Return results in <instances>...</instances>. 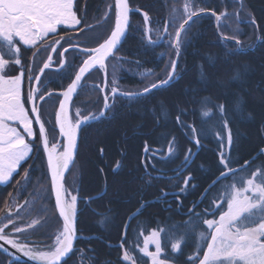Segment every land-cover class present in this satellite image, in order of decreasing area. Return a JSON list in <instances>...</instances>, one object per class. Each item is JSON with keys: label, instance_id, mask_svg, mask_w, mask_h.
Listing matches in <instances>:
<instances>
[{"label": "trees", "instance_id": "1", "mask_svg": "<svg viewBox=\"0 0 264 264\" xmlns=\"http://www.w3.org/2000/svg\"><path fill=\"white\" fill-rule=\"evenodd\" d=\"M128 1L130 26L125 41L106 63L104 92L109 108L101 119L81 127L76 162L65 181L68 197H78V239L76 251L67 264H126L122 259L125 249L139 264H151L138 251L143 246L141 232L147 235L152 230L165 229L175 230L179 235L189 220L197 232H207L203 218H218L220 211L226 210V202L221 209H216L213 203L220 201L223 187L232 183L231 174L220 176L224 171L221 151L230 166L240 170L238 175L250 176L253 171L264 169V0H192L195 8L207 11L194 17L195 23L190 22V27L186 26L178 57L171 45L183 20L185 0ZM74 5L82 21L77 27L85 28L84 33H78V41L77 30L60 26L58 34L49 35L42 44L48 47L35 57L36 49L19 45L25 72L24 94L27 86L28 91L31 86L27 69L31 65L33 77L38 73L35 68L41 63H37L39 55L43 58L52 53L53 63L59 67L58 52L69 43L94 47L110 34L115 19L114 0H74ZM174 8L175 22L165 34L164 25L171 20ZM211 11L224 15L217 21ZM142 12L150 17L148 27L155 44H150L144 34ZM253 19L255 24L251 22ZM87 25H92V29ZM67 34L73 39L69 40ZM60 36L65 37L61 41L63 47L57 46L58 51L53 53L50 45ZM236 39L240 40L239 46ZM70 49L65 53L64 69L49 70L41 77L45 119L51 126L60 98L58 93L67 88L85 58ZM174 59L176 75L167 86L133 99L121 95L110 97L113 87L118 94L139 93L151 83L166 79ZM14 66H9L6 75L19 74L20 67ZM102 87L100 71L82 82L71 105L73 121L99 115L103 108ZM221 104L225 106L223 115L219 111ZM205 112L209 115L205 116ZM177 115L183 126L177 123ZM225 120L229 122L228 129L224 128ZM189 125L196 129L199 145ZM229 130L233 141L230 148ZM170 142L175 146L171 156L168 155ZM189 150L191 155L186 161ZM41 171L38 170L43 173L38 176L39 184L34 181L37 175L33 169L29 170L30 183L26 185L18 186L16 177L14 183L0 185V212L6 202L10 201L13 207L22 201L21 209L11 217L17 226H26L33 219L41 223L15 236L30 247L47 250L53 246L61 223L54 209L46 168L43 166ZM189 176V185L182 191ZM218 178H221L219 182L212 185ZM43 180L45 185H41ZM193 206L194 212L190 213ZM196 214H200V219ZM0 222L6 220L0 217ZM6 231L11 233L12 226ZM162 237L161 258L166 256L169 264H195L206 246L189 239L180 252L172 253V240L167 232ZM150 251H154L153 246ZM190 256L192 260L188 259ZM0 264L23 263L0 254Z\"/></svg>", "mask_w": 264, "mask_h": 264}, {"label": "snow or ice", "instance_id": "2", "mask_svg": "<svg viewBox=\"0 0 264 264\" xmlns=\"http://www.w3.org/2000/svg\"><path fill=\"white\" fill-rule=\"evenodd\" d=\"M242 6V5H241ZM74 0H0V183H7L23 162L28 161L33 153V145L29 142L34 137V124L39 125V141L42 146L43 155L46 157L47 172L51 177V194L55 198V210L62 220V230L55 236V243L47 250H41L36 247H30L28 243L18 239L15 234L24 233L27 230L38 226L41 221L38 219L31 220L26 226H17L16 220L12 219L9 213L0 222V241L3 244L14 249L16 253L27 257L37 264H67L68 259L76 251L74 241L76 239L75 217L77 215L78 197L71 195L68 199V193L64 186L65 172L69 170L73 161L74 150L77 146V134L79 128L87 123L90 119H98L96 116H85L82 119L77 118L75 121L70 117L68 106L77 93L82 80L86 74L93 69L99 68L107 73L106 61L110 57H114L118 46L122 44L123 38L130 26L129 14L130 7L128 0H114V26L110 30V34L97 46H82L80 43H69L68 47H63L61 41L65 39L60 36L56 39L51 47V52H57L59 47H63V51L58 52L59 66L57 71L67 66L65 53L69 48L78 49L79 53L84 55L82 64L75 71L74 78L67 85V88L60 93L63 97L59 101V107L55 112V125L58 128L62 143L49 144L45 125L41 121L42 105L37 104V100L44 101L45 95L41 92V77L46 69L52 67L53 56L48 53L47 60L43 63V67L33 77L32 67L29 65L28 80L30 89L28 93V103L32 105L31 113L26 111L25 103L22 101V83L25 77L24 67L21 62L19 45L28 48H34L33 57L39 53V46L45 42L49 34H58V26L63 25L65 28L77 30L75 39L79 40L78 33H84L85 28L77 26L82 24L77 12L74 10ZM140 11V9H136ZM176 9L171 13V20L164 25V33L168 34L171 23L175 22ZM207 11L206 8H195L192 0H185L183 5V20L179 27L175 30V37L172 40V47L176 50L177 57L181 48L182 33L187 32L186 26L190 27V22L195 23L194 17H198L200 13ZM145 25V36L149 37V43L155 44L156 41L150 37L151 29L150 17L147 12H142ZM211 15L220 21L222 15L215 11H211ZM104 19H108L105 16ZM252 24L256 21L253 19ZM89 30L92 25L86 26ZM69 40L73 37L70 34ZM163 37H160L162 39ZM225 40L228 37H224ZM236 45H240V40L236 39ZM6 50V51H5ZM239 50L238 48L236 49ZM10 55L11 58H6ZM10 65L20 67L18 75H6ZM177 60L171 61V69L167 72V78L157 80L154 83L143 88L142 92L129 93L121 92L119 95L126 96L129 99L139 97L151 93L153 90L167 86L176 75ZM239 75V74H237ZM33 80L35 83H33ZM115 84V80H113ZM104 91V89H101ZM113 99L117 95V88H112ZM49 96L52 93H48ZM109 108L108 96L105 94L104 110L100 116H105ZM219 111L223 115L225 106L219 105ZM30 115L35 120L30 119ZM79 112L77 116L79 117ZM205 116L209 113L205 112ZM177 123L183 126L180 115L176 117ZM229 122L225 120L224 128L228 129ZM192 135L195 143L199 145L200 141L194 127ZM19 129H22L21 132ZM231 131L228 132L227 143L229 148L232 145ZM62 147V151L60 150ZM223 147V145H221ZM175 146L173 142L169 143L168 155L171 156ZM189 154L185 156V160L189 159ZM220 163L224 166V171L220 173L221 177L232 175V183L227 184L221 190V199L219 202L213 201L216 209H221L226 202V210L220 211L218 218H203L204 230L196 231L191 220L185 222V231L179 235L175 230H152L143 237V246L138 247L139 253L143 257H147L151 264H169L168 258L164 254L162 245V233L167 232L172 240L171 251L178 253L182 249V245L189 239L199 245L201 242L206 244L203 248L202 258H199L198 264H264V169L253 171L250 176L238 175L240 170L232 168L229 159L225 157L223 151L220 153ZM247 163V162H245ZM31 167V166H30ZM191 176L185 178L184 185L186 190L189 185ZM219 182V178L215 183ZM18 186L30 183L29 169H24L20 180L16 181ZM205 192V195L207 194ZM11 195V194H10ZM164 195H167L165 193ZM145 205H141L143 208ZM195 206L189 209L190 213L194 212ZM139 211V209H138ZM200 219V214H196ZM12 226V232L6 233L5 229ZM123 247V245H121ZM150 246H154V251H150ZM199 252L200 249L197 248ZM11 256V253H8ZM126 264H139V261L133 257L128 249H125L122 255ZM192 260L193 257H188Z\"/></svg>", "mask_w": 264, "mask_h": 264}, {"label": "flooded vegetation", "instance_id": "3", "mask_svg": "<svg viewBox=\"0 0 264 264\" xmlns=\"http://www.w3.org/2000/svg\"><path fill=\"white\" fill-rule=\"evenodd\" d=\"M70 49V48H69ZM70 50H74L73 48H71ZM75 51V50H74ZM77 51V50H76ZM78 52V51H77ZM79 53V52H78ZM110 60V59H109ZM108 60V61H109ZM107 61V62H108ZM82 64V63H81ZM60 68V66L58 67V66H56V69L54 70V69H52V70H54V71H57V69H59ZM78 70V69H77ZM47 69L45 70V72H44V74H42V75H45V73H47ZM98 71H100V72H103V76L105 75V72L104 71H102V70H97V71H95V72H98ZM95 72H93V73H91L89 76H91L92 74H94ZM88 76V77H89ZM87 78V77H86ZM85 78V79H86ZM105 78H106V76H105ZM84 79V80H85ZM103 81H104V77H103ZM103 84H104V82H103ZM106 86V85H105ZM28 87L29 86H27V88H26V90H25V94H24V91H23V83H22V97L24 98V103H25V96H27V99H28V93H29V91H28ZM102 89H103V87H102ZM104 89H105V87H104ZM60 93H58V96L60 97V95H59ZM101 94H102V97H103V108H102V110L101 111H103V109H104V98H105V92L103 91V93H102V91H101ZM111 94L112 93H110V97L112 98V96H111ZM75 99V98H74ZM59 101H60V98H59ZM59 101H58V103H59ZM42 102L43 101H39V100H37V104L38 105H42V109H41V121L44 123V125H45V130H46V133H47V138H48V140H49V144H50V146H51V144H53V143H57V144H60V143H62V139H60L59 140V134H58V132H57V129H56V125H55V112H56V109H57V106H58V103H57V105H56V107H55V112H54V119H53V125L51 126V125H48V123L46 122V115H45V106H43V104H42ZM73 102H74V100H73ZM73 102H72V104H73ZM30 103H28V101H27V104L25 105V108H26V111H28L29 113H31V111H30ZM71 108H72V106H71ZM101 111H100V113H101ZM70 113H71V110H70ZM99 113V114H100ZM71 117V116H70ZM30 119H33L32 118V116L30 115ZM81 129V128H80ZM21 132L23 131L22 129H19ZM34 139L32 140V141H29L32 145H33V153L31 154V158L28 160V161H26V162H23L22 164H21V166L19 167V169H18V171H17V173H15L14 175H13V177L7 182V183H0V185H7L8 183H14V179H15V177L16 178H18V179H16V180H20L21 179V177H22V175H23V172H24V169H26V168H28L29 170H33V169H35V174L37 175V176H35L36 178V180H34L35 181V183L36 184H39L37 181H38V176L40 177V176H43V173H39L38 172V170H42L41 172H43V166L46 168V171H47V162H46V157L43 155V150H42V146H40V141H39V132H38V130H37V127H36V125L34 124ZM80 131V130H79ZM80 138V137H79ZM79 138H78V148H79ZM78 148H77V153H78ZM61 151H62V147H61V149H60ZM77 153H76V156H75V160H74V163H73V165H72V167H71V169H70V171L72 170V168H73V166H74V164H75V162H76V158H77ZM31 166V167H30ZM70 171H69V173H70ZM69 173L67 174V176H66V178L68 177V175H69ZM180 174V173H179ZM47 176H48V179H49V175H48V172H47ZM66 178H65V180H64V186H65V181H66ZM15 180V181H16ZM49 183H50V180H49ZM41 185H45V182H44V180L42 181V183H41ZM211 187V186H210ZM51 189V188H50ZM9 196H10V194H8ZM68 199H70L71 197H67ZM95 199V198H94ZM23 205H22V201L21 202H17V203H15V205L12 207L11 206V203H10V201H8V202H6V204H4V207H3V212H0V217H6L9 213H11L12 214V216L14 215V213H16L18 210H20L21 209V207H22ZM78 206V205H77ZM186 215H187V213H186ZM61 230H62V225H61ZM77 230V229H76ZM5 232L6 233H9V232H7L6 231V229H5ZM78 236V235H77ZM206 247V246H205ZM199 258H202V254L200 255V257ZM198 263V261L195 263V264H197Z\"/></svg>", "mask_w": 264, "mask_h": 264}, {"label": "water", "instance_id": "4", "mask_svg": "<svg viewBox=\"0 0 264 264\" xmlns=\"http://www.w3.org/2000/svg\"><path fill=\"white\" fill-rule=\"evenodd\" d=\"M238 1H241V0H238ZM128 3H129V1H128ZM129 7H130V6H129ZM129 21H130V14H129ZM128 29H129V28H128ZM127 32H128V30H127ZM127 32H126V35H127ZM126 35H125V37L123 38L122 44H121L120 46H118V50H119V48L123 45V43H124V41H125V38H126ZM74 50H77V51H78V49H74ZM78 52H79V51H78ZM116 52H117V51H116ZM110 58H111V57H110ZM110 58H109V59H110ZM109 59H108V60H109ZM106 62H107V61H106ZM97 70H100V69H99L98 67L95 68V69H93L90 73L86 74L85 78L88 77L91 73H93V72H95V71H97ZM103 77H104V84H103V89H104V87H105V75H104ZM73 78H74V77H73ZM85 78H84V79H85ZM84 79L82 80V82L84 81ZM82 82H81V84H82ZM80 86H81V85H80ZM80 86H79V88H80ZM79 88H78V90H79ZM77 92H78V91H77ZM102 93H103V91H102ZM76 94H77V93H75V94L73 95V98H72V100H71L70 103H69V106H68L69 114H70V110H71L72 102H73V100H74ZM59 95H60V94H59ZM117 95H119V94L117 93ZM111 96L113 97V94H111ZM143 96H144V95H143ZM61 99H63L62 96H60V100H61ZM104 103H105V98H104ZM31 107H32V105H30V111H31ZM58 107H59V103H58L57 109H58ZM57 109H56V110H57ZM103 110H104V109H103ZM107 110H108V109H107ZM106 112H107V111H106ZM97 117H99V118H98V119H90L87 123L83 124L82 126H84V125H86V124L94 123V122L98 121L99 119H101L103 116H100V114H99ZM32 118H33V120H35V117H34V116H32ZM82 126H81V127H82ZM36 127H37V130H38V132H39V125H36ZM81 127H80V128H81ZM80 128H79V130H80ZM56 129H57V132H58V134H59V131H58V128H57V127H56ZM79 130H78V134H77V146H76V149L74 150L73 161H72V163H71V165H70L69 170H67V171L65 172L64 180H65L67 174L69 173V171H70V169H71V167H72V165H73V163H74V160H75V156H76L77 148H78ZM59 137H60V135H59ZM60 139H62V138L60 137L59 140H60ZM193 157H194V156H192V158H191V160L189 161L188 165L191 163ZM188 165H187V166H188ZM183 170H184V169H183ZM183 170H182L180 173H182ZM48 175H49V174H48ZM221 178H222V177H221ZM221 178H219V180H220ZM49 180H50V188H51V177H50V175H49ZM217 180H218V179H217ZM217 180H216V181H217ZM212 185H213V183H212ZM212 185H210V186H212ZM51 195H52V194H51ZM95 198H96V197H95ZM52 200H53V205H54V209H55V198H54L53 195H52ZM55 212H56L57 217H58V219H59V221H60V223H61V225H62V220L59 218V214H58V212H57L56 210H55ZM75 227H76V217H75ZM77 239H78V236H77V230H76V239H75V241H74V247H75V243H76ZM9 252L11 253V256H9V254H8ZM0 254L3 255V256H5V257H7V258H9L10 260L15 261V262H20V263H23V264H37V262L29 260L27 257L21 255L20 253H16L14 249H11L9 246L3 244L2 241H0ZM197 264H198V263H197Z\"/></svg>", "mask_w": 264, "mask_h": 264}, {"label": "rangeland", "instance_id": "5", "mask_svg": "<svg viewBox=\"0 0 264 264\" xmlns=\"http://www.w3.org/2000/svg\"><path fill=\"white\" fill-rule=\"evenodd\" d=\"M61 26H63V25H61ZM58 27H60V26H58ZM49 35H52V34H49ZM47 42V41H46ZM43 43H45V42H43ZM48 44H45V45H42L41 47H39L40 49H39V51L42 49V50H44V49H46L48 46H47ZM76 51V50H75ZM52 54V53H51ZM47 54H45V57H41L40 55L38 56V58H42L41 59V61H39L38 60V58H37V63H40V64H36V68L35 69H38L37 70V72H39V69L40 68H42L43 67V63L47 60V56H46ZM9 57H11L10 55H9ZM107 63V62H106ZM39 65V66H38ZM16 66V65H15ZM14 66V67H15ZM52 69H56V66H55V64L54 63H52V67L51 68H49V69H47L48 71H47V73L49 72V70H52ZM12 76V75H11ZM104 82V81H103ZM33 83H35V81L33 80ZM105 85H106V78H105ZM22 101L24 102V98L22 97ZM27 101H28V99H27V96H25V105H26V103H27ZM53 243H55V240H54V242ZM54 245V244H53ZM151 247V246H150ZM153 250H154V246H153Z\"/></svg>", "mask_w": 264, "mask_h": 264}]
</instances>
